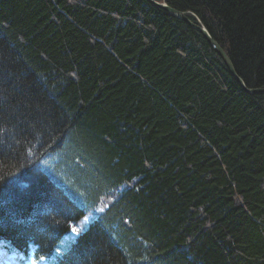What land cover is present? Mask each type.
Masks as SVG:
<instances>
[{
	"label": "trees",
	"instance_id": "16d2710c",
	"mask_svg": "<svg viewBox=\"0 0 264 264\" xmlns=\"http://www.w3.org/2000/svg\"><path fill=\"white\" fill-rule=\"evenodd\" d=\"M159 1L264 87V0ZM8 258L264 264V93L147 0H0Z\"/></svg>",
	"mask_w": 264,
	"mask_h": 264
},
{
	"label": "water",
	"instance_id": "95a60500",
	"mask_svg": "<svg viewBox=\"0 0 264 264\" xmlns=\"http://www.w3.org/2000/svg\"><path fill=\"white\" fill-rule=\"evenodd\" d=\"M147 1L157 7H160L164 10H167L173 13L178 18L187 22L191 27L199 30L205 36V38L208 40V42L214 48V50L221 56L226 66L228 67L230 73L236 78V80H238L242 88H244L246 91L251 92V93H264V87H253L252 88L246 85L243 78L237 72L228 53L224 50V48L220 45V43L211 35V33L209 32V30L206 28L205 25L193 21L189 16H187L186 12L171 6L165 1H159V0H147Z\"/></svg>",
	"mask_w": 264,
	"mask_h": 264
},
{
	"label": "rangeland",
	"instance_id": "374dc122",
	"mask_svg": "<svg viewBox=\"0 0 264 264\" xmlns=\"http://www.w3.org/2000/svg\"><path fill=\"white\" fill-rule=\"evenodd\" d=\"M93 217V213H89L83 220V224H88L89 221L92 219ZM80 232V229H78L77 233H73L71 230L69 232L66 233L64 239L62 240V245H65V242L67 240H73L75 239L76 235ZM9 264H12L11 262V258H8Z\"/></svg>",
	"mask_w": 264,
	"mask_h": 264
},
{
	"label": "snow or ice",
	"instance_id": "6c2138e0",
	"mask_svg": "<svg viewBox=\"0 0 264 264\" xmlns=\"http://www.w3.org/2000/svg\"><path fill=\"white\" fill-rule=\"evenodd\" d=\"M71 231L73 232V233H77L78 232V229L76 228V227H72V229H71ZM40 259H45V257H40ZM0 264H2V261H0Z\"/></svg>",
	"mask_w": 264,
	"mask_h": 264
},
{
	"label": "bare ground",
	"instance_id": "6f19581e",
	"mask_svg": "<svg viewBox=\"0 0 264 264\" xmlns=\"http://www.w3.org/2000/svg\"><path fill=\"white\" fill-rule=\"evenodd\" d=\"M188 15V14H187Z\"/></svg>",
	"mask_w": 264,
	"mask_h": 264
}]
</instances>
